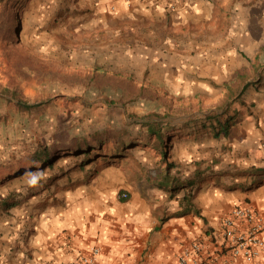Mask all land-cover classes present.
<instances>
[{"label": "crops", "instance_id": "0c3cea01", "mask_svg": "<svg viewBox=\"0 0 264 264\" xmlns=\"http://www.w3.org/2000/svg\"><path fill=\"white\" fill-rule=\"evenodd\" d=\"M56 25L68 40L81 36L114 101L140 104L145 94L163 111L186 100L214 105L202 133L162 126L169 139L199 140L193 150L204 161L189 180L170 174L179 189L204 191L179 205L164 171L142 178L123 168L127 158L96 176L79 167L57 180L49 173L32 195L1 196L0 264H67L94 245L99 264H179L182 248L210 240L236 202L264 214V0H68ZM222 103L232 105L219 115Z\"/></svg>", "mask_w": 264, "mask_h": 264}, {"label": "rangeland", "instance_id": "374dc122", "mask_svg": "<svg viewBox=\"0 0 264 264\" xmlns=\"http://www.w3.org/2000/svg\"><path fill=\"white\" fill-rule=\"evenodd\" d=\"M67 2L0 0V198H14L23 188L32 195L41 177H49L47 174L52 172L56 173L55 180L78 167L96 176L111 164L109 150L129 137L135 141L117 155L128 159L123 168L142 178L160 176L167 168L162 154L139 141L147 136L146 125L160 123L177 130L188 128L192 133L193 128H198L202 133V125L208 124L202 119L203 113L214 105L199 99L181 101L183 106H166V111L155 102L156 98L145 94L140 104L114 101L116 90L102 88L97 67L89 66L88 58L82 55L81 36L72 35L68 40L56 25ZM103 96H107L106 102ZM19 100L31 107L19 105ZM231 105L218 104L217 114ZM99 136L104 137V145L96 153H89L90 148L86 150L91 155L81 151L80 144H86L85 139L97 140ZM111 136L112 141L106 143ZM188 136L166 140V145L172 146L169 156L172 154L176 160L171 174L181 182L184 178L189 180L195 163L204 161V154L193 150L200 146L199 140ZM45 150L51 151V159L34 165ZM192 189L180 187L178 192L166 193L171 201L181 205L191 201L193 191H204L199 183ZM7 200L10 206L16 202ZM239 203L242 202H236ZM3 211L0 208V214Z\"/></svg>", "mask_w": 264, "mask_h": 264}, {"label": "built area", "instance_id": "2783aa9c", "mask_svg": "<svg viewBox=\"0 0 264 264\" xmlns=\"http://www.w3.org/2000/svg\"><path fill=\"white\" fill-rule=\"evenodd\" d=\"M120 195V193L118 194ZM128 198V193L122 195ZM101 248L67 264H99ZM179 264H264V214L249 202H242L222 218L219 230L208 241L191 242L178 254Z\"/></svg>", "mask_w": 264, "mask_h": 264}, {"label": "trees", "instance_id": "16d2710c", "mask_svg": "<svg viewBox=\"0 0 264 264\" xmlns=\"http://www.w3.org/2000/svg\"><path fill=\"white\" fill-rule=\"evenodd\" d=\"M18 103L19 105L26 107V108L31 107L21 100H19ZM146 127L148 130L147 136L145 138L139 139V141H141V143H145L150 148L155 149V151H157L159 154H162L163 159H164L163 162L166 163L167 165V168L165 169L163 175L161 176L163 185H165L164 188L170 191H178L179 182L175 180L170 174V169L173 166V163L168 162L169 150L172 147L170 144L166 145V140L168 139V136L165 132H163L162 126L160 123L148 124L146 125ZM223 130L225 133H227L228 126L223 128ZM112 138H113L112 136L108 137V139L106 140V143L111 142ZM84 141L86 144L84 145L80 144V146L82 147L81 149H83L81 151L84 152L85 154H88L86 149L90 148L89 153H96L97 148L104 145L103 144L104 137H101V136H99L97 140L94 139L90 141L88 139H85ZM133 141H135V139H133L132 137L118 141L116 146H113L112 149L109 150L108 155L109 156L112 155L113 159H119L121 156H117V155H120L118 153H123L124 150L128 149L129 143ZM88 155H91V154H88ZM50 159H51V151L45 150L44 152L40 154L38 158H36V160L33 163L34 165H38V164L44 163V161L47 162ZM124 193H125L124 191L120 192V195H119V200L122 202H126L129 199V195H128V198H124L122 196Z\"/></svg>", "mask_w": 264, "mask_h": 264}]
</instances>
